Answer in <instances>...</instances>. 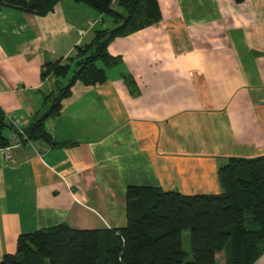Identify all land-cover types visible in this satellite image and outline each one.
Returning <instances> with one entry per match:
<instances>
[{
	"label": "crops",
	"instance_id": "crops-1",
	"mask_svg": "<svg viewBox=\"0 0 264 264\" xmlns=\"http://www.w3.org/2000/svg\"><path fill=\"white\" fill-rule=\"evenodd\" d=\"M157 1L158 22L108 43L117 60L96 62L105 80L75 82L45 120L53 141L74 144L20 142L0 165V259L22 232L124 226L129 184L218 193L229 157L264 155V0ZM106 20L73 0L43 16L0 6L6 120L27 125L56 88L54 75L40 77L43 61L74 56ZM251 264H264V249Z\"/></svg>",
	"mask_w": 264,
	"mask_h": 264
},
{
	"label": "trees",
	"instance_id": "trees-1",
	"mask_svg": "<svg viewBox=\"0 0 264 264\" xmlns=\"http://www.w3.org/2000/svg\"><path fill=\"white\" fill-rule=\"evenodd\" d=\"M59 0H0V6L43 16ZM84 3L113 23L94 31L89 43L76 46L69 58L54 57L41 64L40 77L52 74L55 90L43 108L24 127L26 139L50 146L71 145L53 141L44 122L57 116L62 100L79 81L94 85L105 80V66L117 58L107 52L108 43L158 22L157 0H73ZM103 20V18H101ZM72 69V70H71ZM72 71L66 84L59 78ZM127 87L133 83L124 78ZM12 126L0 109V145L9 144L5 131ZM221 191L185 195L152 185L129 184L125 188L126 224L110 228H73L60 223L22 232L13 253L0 264H251L264 249V155L232 156L217 172ZM188 230L189 253L182 247V230ZM223 253L219 263L217 254Z\"/></svg>",
	"mask_w": 264,
	"mask_h": 264
},
{
	"label": "built area",
	"instance_id": "built-area-1",
	"mask_svg": "<svg viewBox=\"0 0 264 264\" xmlns=\"http://www.w3.org/2000/svg\"><path fill=\"white\" fill-rule=\"evenodd\" d=\"M97 21L101 22L102 19L98 18ZM7 121L12 126V130L9 132L10 134L8 133L7 135L9 139V144L5 146L0 145V158L4 164H7L13 161V158H14L13 148L16 147L20 143L19 136L21 135L23 139H26V135L24 133V127L26 125L24 124V121L21 117L8 115ZM12 140L15 142L11 143Z\"/></svg>",
	"mask_w": 264,
	"mask_h": 264
},
{
	"label": "rangeland",
	"instance_id": "rangeland-1",
	"mask_svg": "<svg viewBox=\"0 0 264 264\" xmlns=\"http://www.w3.org/2000/svg\"><path fill=\"white\" fill-rule=\"evenodd\" d=\"M90 7V6H89ZM93 9V8H92ZM106 26H109L111 27L112 26V23H110L108 20H106ZM72 70V69H71ZM71 74V73H70ZM68 75V74H67ZM65 76L64 78H68V76ZM6 132V131H5ZM182 247L183 249H185L186 251H188V257L190 256V253H189V240H188V230L187 229H183L182 230ZM222 253L219 254V258H222Z\"/></svg>",
	"mask_w": 264,
	"mask_h": 264
},
{
	"label": "water",
	"instance_id": "water-1",
	"mask_svg": "<svg viewBox=\"0 0 264 264\" xmlns=\"http://www.w3.org/2000/svg\"><path fill=\"white\" fill-rule=\"evenodd\" d=\"M0 165H4V163L1 161V158H0Z\"/></svg>",
	"mask_w": 264,
	"mask_h": 264
}]
</instances>
